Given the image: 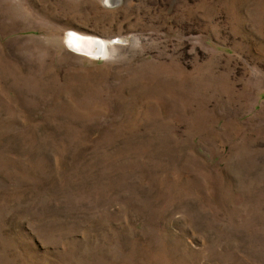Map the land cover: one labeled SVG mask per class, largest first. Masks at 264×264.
Masks as SVG:
<instances>
[{
    "label": "rangeland",
    "instance_id": "1",
    "mask_svg": "<svg viewBox=\"0 0 264 264\" xmlns=\"http://www.w3.org/2000/svg\"><path fill=\"white\" fill-rule=\"evenodd\" d=\"M0 264H264V0H0Z\"/></svg>",
    "mask_w": 264,
    "mask_h": 264
},
{
    "label": "bare ground",
    "instance_id": "2",
    "mask_svg": "<svg viewBox=\"0 0 264 264\" xmlns=\"http://www.w3.org/2000/svg\"><path fill=\"white\" fill-rule=\"evenodd\" d=\"M65 42L76 52L84 54L101 53L105 46L101 38L90 37L73 31L66 36Z\"/></svg>",
    "mask_w": 264,
    "mask_h": 264
}]
</instances>
